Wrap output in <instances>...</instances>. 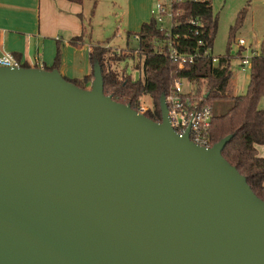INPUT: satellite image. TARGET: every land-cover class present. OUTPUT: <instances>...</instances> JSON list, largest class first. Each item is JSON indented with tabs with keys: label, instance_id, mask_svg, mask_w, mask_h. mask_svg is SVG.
<instances>
[{
	"label": "water",
	"instance_id": "1",
	"mask_svg": "<svg viewBox=\"0 0 264 264\" xmlns=\"http://www.w3.org/2000/svg\"><path fill=\"white\" fill-rule=\"evenodd\" d=\"M54 68L0 66V264H264V201L223 156Z\"/></svg>",
	"mask_w": 264,
	"mask_h": 264
},
{
	"label": "trees",
	"instance_id": "2",
	"mask_svg": "<svg viewBox=\"0 0 264 264\" xmlns=\"http://www.w3.org/2000/svg\"><path fill=\"white\" fill-rule=\"evenodd\" d=\"M96 2L94 0L93 7ZM247 7L248 4L238 11L231 32L243 22ZM171 8L172 33L180 35L179 50L186 53L196 51L200 54L194 58L192 64L177 69L170 61L163 47L155 42L162 40L165 35L152 17L142 23L139 31L135 33L138 40L135 53L142 59L136 67L140 69L142 79L133 80L129 75L118 76L113 72L110 63L120 61L126 56L99 43L89 47L90 77H93V68L97 63L102 73L104 94L110 95L117 102L130 104L136 110L142 95H149L152 106L144 114L153 121H161L160 95L167 93L176 78L187 79L194 84V91L202 97V102L212 108L213 116L207 131L210 143L213 145L223 137L230 136L221 152L222 156L246 178L252 191L264 201V156H260L256 148L257 145H264V109L258 108V102L264 96V52L251 55L246 92L240 95L228 94L233 57L229 44L227 53L219 56L216 64H212L211 57L202 55L205 48L212 49L218 29V18L213 12L211 0H172ZM191 20L197 23L192 24ZM82 37L83 34L73 37L70 43L79 46ZM199 41H202L201 45H198ZM241 52L242 49L236 54ZM60 59L61 49L58 46L53 65L46 69H57ZM65 79L83 89L89 85L88 77ZM216 102H224L228 106L223 105L217 113L213 108Z\"/></svg>",
	"mask_w": 264,
	"mask_h": 264
},
{
	"label": "crops",
	"instance_id": "3",
	"mask_svg": "<svg viewBox=\"0 0 264 264\" xmlns=\"http://www.w3.org/2000/svg\"><path fill=\"white\" fill-rule=\"evenodd\" d=\"M100 1L97 0L93 7L94 0H0V53L9 52L26 63L40 62L46 69L53 65L59 46L61 59L57 69L60 74L67 79L88 77L90 84L93 77H90L89 47L92 43H87L84 36L87 35V24L91 21L93 10L100 5ZM151 1H126L130 9L127 16H133L139 29L148 17L147 13L145 16L140 14V8ZM229 1L232 3V0ZM216 2L211 0L217 18L227 7V13L230 12L234 19L244 6V1L234 5ZM245 2V5L250 4L251 15L264 16V0ZM82 34L79 46L70 43L71 38ZM241 48L248 51L244 46ZM262 98L264 96L258 102L260 109H264ZM256 148L258 154L264 156V145H257Z\"/></svg>",
	"mask_w": 264,
	"mask_h": 264
},
{
	"label": "rangeland",
	"instance_id": "4",
	"mask_svg": "<svg viewBox=\"0 0 264 264\" xmlns=\"http://www.w3.org/2000/svg\"><path fill=\"white\" fill-rule=\"evenodd\" d=\"M127 0H101L100 5L93 10V16L89 24H87V35L85 41L92 44L99 43L103 46L110 47L115 50L117 54H123L120 61H112L110 63L111 69L118 76L122 74L129 75L133 80L142 79L140 69L136 67L138 62H141L138 54L135 53V49L138 48V40L135 33L139 31V26L135 25V19L133 16L128 18L127 13L129 8L127 6ZM246 0H217L216 3L221 5L235 3H241ZM168 3L167 0H152L147 2L140 9V14L148 15L146 21L152 18L151 9H156L158 3ZM243 6V7H244ZM242 7V8H243ZM217 11V8H214ZM241 9V8H240ZM227 7L218 16V29L212 46V54L214 56H224L227 53V46L229 44L231 53H237L241 48L239 40L245 42L242 55H252V53H262L264 42V16L251 15L250 4H248L246 15L243 22L239 27L231 32V27L234 25L235 18L227 13ZM166 19V18H165ZM141 25V24H140ZM165 27L169 26V19L165 21ZM130 32L128 36L127 33ZM232 34V35H231ZM250 75V69L242 71L239 66V58L234 56L231 60V76L227 86V93L231 95L244 94L247 90L248 79ZM90 87V84L87 85ZM184 90H194V84L188 82L183 83ZM261 103L264 104V98L261 99ZM140 104L144 107L152 106V99L149 95L144 94L140 98ZM223 105L228 106L227 103L216 102L213 108L217 113L221 110Z\"/></svg>",
	"mask_w": 264,
	"mask_h": 264
},
{
	"label": "built area",
	"instance_id": "5",
	"mask_svg": "<svg viewBox=\"0 0 264 264\" xmlns=\"http://www.w3.org/2000/svg\"><path fill=\"white\" fill-rule=\"evenodd\" d=\"M167 2L168 3L160 2L156 5L155 10H151L152 17L160 25V28L164 31L165 35L162 40L155 42L163 47L164 51H166V56L175 64L177 69H183L186 65L192 64L194 62V58L200 54L196 51L193 53H186L179 50L178 46L180 45V35L172 33V0H167ZM165 18L167 20L169 19L168 27L164 26L166 21ZM191 23L196 24L197 22L195 20H191ZM201 44L202 41H199L198 45ZM239 44L240 46H244L245 42L243 40H239ZM202 55L211 57L212 64H216L219 60V56H214L212 54V49L209 47L205 48ZM232 56L239 58V66L242 71L250 69V55H238L236 53H232ZM0 66L43 68L42 63L40 62L26 63L9 52L0 53ZM184 82L192 84L185 78H176L170 85L167 93L164 94V101L167 106V114L170 125L179 135L184 134L188 130L189 138L192 142L199 146L208 148L212 146L207 132L213 116L212 108L210 105L204 104L202 102V97L197 95L194 90H184ZM148 109H151V107L147 108L139 104L137 111L144 113Z\"/></svg>",
	"mask_w": 264,
	"mask_h": 264
}]
</instances>
